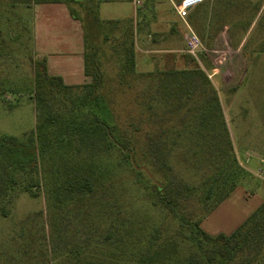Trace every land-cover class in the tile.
<instances>
[{"label":"trees","instance_id":"obj_1","mask_svg":"<svg viewBox=\"0 0 264 264\" xmlns=\"http://www.w3.org/2000/svg\"><path fill=\"white\" fill-rule=\"evenodd\" d=\"M16 2L64 3L70 16L78 19L69 5L81 1ZM118 22L124 28L123 51L132 70L133 25L129 20ZM95 55V50L91 57L85 50L84 74L91 78L86 84H65L60 76L49 75L45 58L32 62L37 113L29 138L36 141L39 158L47 156L51 164H33L34 173L29 167H20L12 179L10 174L1 188L0 217L7 216L13 191L33 196L42 192L49 214L78 205L87 207L86 221L104 225L109 240L70 251L74 254L68 261L71 264H264V200L229 234L210 235L200 227L248 174L234 153L217 92L207 74L195 64L138 75L147 83V110L159 99L157 102L169 108L163 123L187 126L185 135L175 137L195 146L160 145L161 127L140 133L137 127H120L100 116L99 107L105 104L100 95L104 71ZM149 118L153 120L151 115ZM76 127L96 133L105 142L104 151L81 150L77 146L81 131L74 130ZM8 141L16 140L0 136V148L7 147ZM120 165H125L138 183L139 177L143 178V188L151 193L150 206L165 213L160 215L158 226L142 212L123 214L112 195H106L116 191L114 178ZM180 168L195 177L196 186L186 183ZM167 222L176 224L171 232ZM41 249L42 255L50 254ZM49 261L47 258V264Z\"/></svg>","mask_w":264,"mask_h":264},{"label":"rangeland","instance_id":"obj_2","mask_svg":"<svg viewBox=\"0 0 264 264\" xmlns=\"http://www.w3.org/2000/svg\"><path fill=\"white\" fill-rule=\"evenodd\" d=\"M79 1L69 6L83 26L87 54L91 57L95 50L98 66L104 71L100 95L105 104L99 107L100 116L120 127H137L140 133L151 127L153 129L150 131L155 132L161 127L164 134L163 140L158 142L160 145L194 147L190 141L175 137L185 135L187 126L163 123L169 109L163 102L156 99L152 109L147 110V83L144 78H138L140 73L153 69L181 70L195 64L200 67L197 57L185 52L183 29H175L173 24L171 26L172 21L176 22L175 25L179 21L174 8L177 1L173 0L171 8L160 9L156 5L161 0H141L142 5L135 9L132 0ZM219 1L230 3L221 18L229 26L234 41L242 38L241 54H248L249 57L245 64H234V79L229 82L220 84L217 75L209 79L217 92L237 159L241 162L250 159L264 167V0ZM165 3L169 6L167 0ZM31 4L0 0V136L16 140L8 141L7 147L0 148V194L3 183L10 174L12 179L20 167H29L30 173H34L33 164L40 167L51 164L47 156L39 158L36 141L29 138L37 113L32 85L35 55L32 16L28 10ZM208 5L207 1L200 5L201 10L205 8L207 16L211 14ZM158 18L162 19L159 26ZM123 20L131 21L134 29L132 70L127 66L128 58L123 51L126 45L123 43L124 28L118 22ZM165 23H169L170 27ZM76 128L74 130L81 131L77 138V146L81 150H85V153L104 151L105 142L96 133ZM114 159L117 160V157ZM180 173L186 183L197 185L193 182L195 177L192 178L182 168ZM139 178L140 183L128 173L125 165H120L114 178L116 191L106 195H112L111 200L115 199L123 214L142 212L156 221L154 226H158L160 215L165 213L160 211V214L159 208L150 206L148 197L151 198V193L143 188V178ZM254 181L255 184L262 182L257 178ZM11 195V205L6 206L7 216L0 217V264H47V258L50 260L48 264H71L68 261L74 254L70 251L109 240L104 225L94 222H90V225L86 221L88 215L85 206L78 205L71 210L49 214L42 192L39 196H33L27 192L13 191ZM166 226L171 232L176 224L167 222ZM41 248L48 249L50 254L47 257L42 255Z\"/></svg>","mask_w":264,"mask_h":264},{"label":"crops","instance_id":"obj_3","mask_svg":"<svg viewBox=\"0 0 264 264\" xmlns=\"http://www.w3.org/2000/svg\"><path fill=\"white\" fill-rule=\"evenodd\" d=\"M167 1L169 6L165 0H161L157 1L156 7L158 9L171 8L173 0ZM176 1L178 4L180 0ZM204 1L209 2L211 14L208 16L205 8L201 10L200 5ZM176 5L174 4V8ZM226 6H230V3L219 0H202L201 3L189 10L184 22L177 16L178 24L175 25V21L171 23L175 29L177 27L183 29L184 33L186 25H188L196 34L201 44L197 55L200 68L210 79L214 75L219 76L220 84L234 79L232 75L234 64H245L249 57L248 54L246 56L241 54L242 38L234 41L229 26L221 18V15L225 13ZM133 7L135 9L134 4ZM28 8L32 16L35 59L45 58L47 73L60 76L65 84L89 83L90 76L84 74L85 40L80 20L70 16L68 7L64 3H33ZM159 18L158 26L162 20ZM165 24L168 28L170 27L169 23ZM239 163L248 173L243 179V183H239L200 222L201 229L210 235L231 233L264 200V167L250 159L239 161ZM254 178L262 182L255 184Z\"/></svg>","mask_w":264,"mask_h":264},{"label":"built area","instance_id":"obj_4","mask_svg":"<svg viewBox=\"0 0 264 264\" xmlns=\"http://www.w3.org/2000/svg\"><path fill=\"white\" fill-rule=\"evenodd\" d=\"M202 0H180L175 6L177 16L184 22L185 17L190 9L201 3ZM135 8L142 5L141 0H132ZM185 38V52L193 57H197L198 51L201 49V44L196 34L186 25L184 33Z\"/></svg>","mask_w":264,"mask_h":264}]
</instances>
